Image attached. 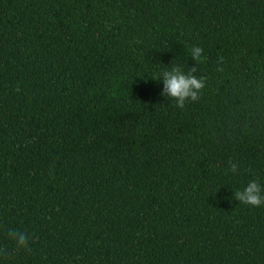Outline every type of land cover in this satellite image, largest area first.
<instances>
[{
	"label": "trees",
	"instance_id": "obj_1",
	"mask_svg": "<svg viewBox=\"0 0 264 264\" xmlns=\"http://www.w3.org/2000/svg\"><path fill=\"white\" fill-rule=\"evenodd\" d=\"M172 62L206 78L183 109ZM252 180L264 0H0V264H264Z\"/></svg>",
	"mask_w": 264,
	"mask_h": 264
},
{
	"label": "clouds",
	"instance_id": "obj_2",
	"mask_svg": "<svg viewBox=\"0 0 264 264\" xmlns=\"http://www.w3.org/2000/svg\"><path fill=\"white\" fill-rule=\"evenodd\" d=\"M203 50L200 47H193L190 49V56L196 65L201 60ZM222 57L218 58V61H222ZM218 71H222V68H218ZM198 71L197 66L184 70L183 65H177L172 62L171 67L165 68V70L157 76V80L162 78L163 90L160 95L167 97L175 102V105L180 109L185 107L186 102L197 101L200 98V93L205 87V77H197L195 73ZM229 170L232 173H237L238 165L229 161ZM235 200L241 204L259 207L264 204V188L256 180L250 181L243 190H238L234 193ZM10 238L16 241L19 247H25L28 243V237L25 232L16 230H10ZM3 249H0V253H3Z\"/></svg>",
	"mask_w": 264,
	"mask_h": 264
}]
</instances>
